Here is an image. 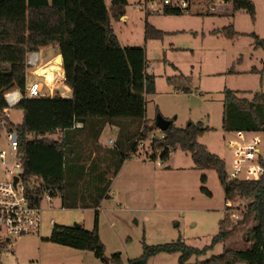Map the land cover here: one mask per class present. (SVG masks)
Listing matches in <instances>:
<instances>
[{
  "label": "trees",
  "instance_id": "trees-1",
  "mask_svg": "<svg viewBox=\"0 0 264 264\" xmlns=\"http://www.w3.org/2000/svg\"><path fill=\"white\" fill-rule=\"evenodd\" d=\"M233 8L245 9L255 20L252 0H231ZM127 0H0V115L7 106L5 94L13 88L25 89L27 53L56 44L64 58L65 84L70 97L25 98L17 105L22 121L11 126L19 137L23 155L22 180L27 196L34 205H41L49 192L60 196L66 208H94L95 227L76 224H54L46 238L75 249L92 251L105 260V246L99 229V206L109 197L112 177L123 162L137 151V139L151 129L146 120L149 94L156 92V77L147 72L146 50L143 46H123L114 31L112 20L126 15ZM166 15H182L186 11L166 10ZM226 37L240 32L233 25L223 28ZM166 32L148 23L146 38H162ZM255 47L264 49V39L253 35ZM254 71V70H252ZM188 76L170 77L169 81L189 92L181 84ZM160 114V113H158ZM83 123L81 128L75 125ZM107 124L119 127L116 145L105 148L98 139ZM223 128L228 131L254 129L264 133V92L252 98L240 97L236 90L225 94ZM211 127L189 122L178 127L174 122L165 131V138L155 139L153 148L167 160L173 149L190 152L196 167L214 169L224 185L226 163L199 141ZM61 132L59 137L49 134ZM96 155L92 157L93 153ZM156 160L158 156H151ZM264 165V159H263ZM206 177L203 176V181ZM225 187V186H224ZM226 198L236 195L245 199L242 218L235 223L224 217L219 232L203 248L191 246L182 239L166 243L145 244L142 254L129 264H147L161 253H180L176 264H264V174L258 180H237L228 188ZM226 199V200H227ZM252 223V226H248ZM243 227H248L245 249L225 246L226 241ZM254 235V238L252 237ZM224 243L221 254L190 262ZM119 260L120 255L113 258Z\"/></svg>",
  "mask_w": 264,
  "mask_h": 264
},
{
  "label": "rangeland",
  "instance_id": "rangeland-1",
  "mask_svg": "<svg viewBox=\"0 0 264 264\" xmlns=\"http://www.w3.org/2000/svg\"><path fill=\"white\" fill-rule=\"evenodd\" d=\"M111 1L106 0L108 7ZM127 1L126 18L113 19L112 25L123 46L145 48L146 69L156 77V92L146 97V119L152 130L143 131L145 135L136 142L137 153H132L120 174L112 177L110 197L99 211L98 229L105 260L92 251L43 240L50 236L54 223L95 227V210L62 208L60 199L54 197L52 202L43 200L40 232L13 238V249V242L3 239L5 227H0V264H129V260L142 254L145 244L182 239L203 248L219 232L222 218H229L231 223L242 218L247 201L236 195L232 208L226 211L225 187L214 169L196 167L191 153L179 147L171 151L170 159L162 161L160 150L153 148L151 132L159 133L155 127L158 113L178 127L201 122L211 129L199 141L219 155L227 169L230 167V132L223 128L225 94L236 90L240 97L252 98L256 92H264V49L255 47L253 37L255 34L264 39V0H252L255 20L245 9L235 10L231 0H192L190 11L182 15L149 14L144 0ZM148 23L166 33L162 38L147 39ZM229 25L240 32L234 38L222 32ZM58 51L47 47L42 51L43 61ZM181 74L190 78L191 85L185 78L180 79L181 84L190 86L189 92L169 81ZM63 91L61 87L59 92ZM21 115L19 108L11 109L14 121L19 122ZM154 153L156 160L151 158ZM247 230L248 227L238 230L225 246L248 248L244 239ZM223 251L221 242L206 254L193 256L190 262ZM116 254L119 260L113 259ZM179 256L180 253H161L147 264H176Z\"/></svg>",
  "mask_w": 264,
  "mask_h": 264
},
{
  "label": "built area",
  "instance_id": "built-area-1",
  "mask_svg": "<svg viewBox=\"0 0 264 264\" xmlns=\"http://www.w3.org/2000/svg\"><path fill=\"white\" fill-rule=\"evenodd\" d=\"M149 14L164 13L166 10L190 11L192 0H144ZM50 58L43 61L42 51L27 53V79L25 89L13 88L6 92L7 106L0 115V227L6 229L5 241L24 235L38 234L42 224L41 205H34L26 194L22 180L23 155L19 150V137L11 126V109L25 98L54 97L64 95L57 89L64 83V73L59 85L51 83L45 76L37 74V70L54 61ZM64 70V69H63ZM78 126L81 124L78 123ZM157 128V127H156ZM151 132L152 140L165 138V132L157 128ZM4 139L5 145L2 144ZM108 143L115 145L116 139L109 138ZM228 143L232 148L230 167L226 168L224 186L229 187L237 180H258L264 174V133L254 129H239L230 132ZM3 175V177H2ZM18 181L14 183V178ZM51 202L53 196L46 192L42 200ZM226 211L232 208V198L226 200ZM225 211V212H226ZM53 222V220H52Z\"/></svg>",
  "mask_w": 264,
  "mask_h": 264
},
{
  "label": "crops",
  "instance_id": "crops-1",
  "mask_svg": "<svg viewBox=\"0 0 264 264\" xmlns=\"http://www.w3.org/2000/svg\"><path fill=\"white\" fill-rule=\"evenodd\" d=\"M121 18H126V16L124 15V16H122ZM157 28V27H156ZM50 46H53V47H56V48H58V50H59V47H58V45H56V44H52V45H48V46H44V47H41L40 48V51H43V50H45L47 47H50ZM61 53H60V51H58V53H56L53 57H55V58H57V56L58 55H60ZM52 57V58H53ZM50 59V58H49ZM48 60V59H47ZM58 65V64H57ZM55 66V65H54ZM59 66V65H58ZM44 68V67H43ZM48 75H50V74H48ZM61 83V82H60ZM56 85H59V82L58 83H56ZM61 87H63L64 89H65V91H63L64 92V95H63V97H70L71 96V93H72V90H71V88L68 86V85H66L65 84V79H64V83L61 85ZM60 87V88H61ZM59 88V89H60ZM59 89H57V92H59ZM20 111H21V113H22V115L20 116L21 117V120L19 121V122H16V121H14L13 119H12V117H11V121L13 122V123H15V124H18V123H20L21 121H22V119H23V117H24V112H23V110L22 109H20ZM147 120V119H146ZM78 123H80L81 125L80 126H78L77 124ZM77 128H81L82 126H83V123H81V122H77L76 123V125H75ZM156 127V126H155ZM165 132V131H164ZM118 134H119V127L118 126H116V125H112V124H107V125H105V127H104V129H103V131H102V133H101V135H100V137H99V139H98V143L100 144V145H103V147H114V146H112V145H110L109 143H108V140H109V138H115L116 140H117V138H118ZM62 135V133L61 132H58V133H54V134H49V137H59V136H61ZM117 142V141H116ZM115 145H116V143H115ZM136 153H137V151H136ZM135 153V154H136ZM96 155V152H94L93 153V155H92V157H94ZM170 157H171V153H170ZM170 157L168 158V159H170ZM138 158V157H137ZM167 159V160H168ZM126 161H127V159L123 162V165H122V167H121V169H120V171L118 172V174L116 175V176H114V177H117L119 174H120V172L123 170V168L127 165V163H126ZM163 161V160H162ZM163 165V164H162ZM164 166V165H163ZM114 179V178H113ZM112 183H113V181H112ZM111 183V184H112ZM111 188V187H110ZM109 197H110V190H109ZM108 197V198H109ZM54 198V197H53ZM55 198H59L60 199V204L62 205V208H66V207H64L63 206V204H62V199H61V197L60 196H55ZM108 198H105V199H103V201L101 202V204H100V206H99V211L102 209V204L104 203V201L106 200V199H108ZM44 200V199H43ZM43 200L41 201V206H42V203H43ZM52 202V201H51ZM43 208V207H42ZM69 209H80V210H95L94 208H91V207H89V208H81V207H78V208H69ZM53 220V219H52ZM51 220V221H52ZM53 223V222H52ZM54 224H57V223H54ZM76 224H79V225H82V226H84V224L83 223H76ZM75 224V225H76ZM63 225V224H62ZM72 226V225H71ZM87 228V227H86ZM89 229V228H88ZM51 235V234H50ZM48 238V237H47ZM4 240H5V238H3ZM44 241H49V240H47L46 238H44L43 239ZM7 242V241H6ZM11 242H13V243H11ZM50 242H52V241H50ZM7 243H11V249H13L14 248V239H11L10 241H8ZM9 248V247H8Z\"/></svg>",
  "mask_w": 264,
  "mask_h": 264
},
{
  "label": "water",
  "instance_id": "water-1",
  "mask_svg": "<svg viewBox=\"0 0 264 264\" xmlns=\"http://www.w3.org/2000/svg\"><path fill=\"white\" fill-rule=\"evenodd\" d=\"M57 64L60 65V67L62 69V73H64V75H65L64 58H63V55L62 54L58 55L57 58L54 61H52V62H50V63H48V64H46V65H44L42 67H52V65H57ZM42 67H40V68H42ZM37 74L38 75H41V76H45L43 74H39L38 71H37ZM172 123H173V120L167 119L162 114H158L157 117H156V119H155V126L157 128H159L160 130H162V131H166ZM18 179H19L18 176H16L14 178V183L15 184L18 181ZM252 237L254 238V235H252Z\"/></svg>",
  "mask_w": 264,
  "mask_h": 264
},
{
  "label": "bare ground",
  "instance_id": "bare-ground-1",
  "mask_svg": "<svg viewBox=\"0 0 264 264\" xmlns=\"http://www.w3.org/2000/svg\"><path fill=\"white\" fill-rule=\"evenodd\" d=\"M50 68L51 69H49V67H44V68L42 67V68L38 69L37 71L39 72V74H43V75H45L44 73L50 74V75H46L49 82H52L54 84H56L58 82L60 83L61 79H62V77H61L62 74L60 75V73L62 72L60 65L59 66L53 65ZM47 69H49L50 71H47ZM49 72H51V73H49ZM53 72H55V73H53ZM53 76H56V78L53 79Z\"/></svg>",
  "mask_w": 264,
  "mask_h": 264
}]
</instances>
